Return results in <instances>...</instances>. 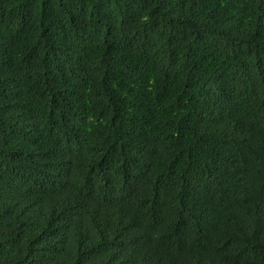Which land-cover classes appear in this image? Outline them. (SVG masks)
I'll return each instance as SVG.
<instances>
[{
	"label": "trees",
	"instance_id": "1",
	"mask_svg": "<svg viewBox=\"0 0 264 264\" xmlns=\"http://www.w3.org/2000/svg\"><path fill=\"white\" fill-rule=\"evenodd\" d=\"M0 264H264V0H0Z\"/></svg>",
	"mask_w": 264,
	"mask_h": 264
}]
</instances>
